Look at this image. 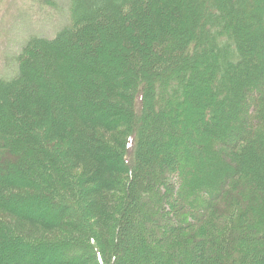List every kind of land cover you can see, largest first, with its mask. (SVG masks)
I'll return each instance as SVG.
<instances>
[{
  "label": "trees",
  "instance_id": "1",
  "mask_svg": "<svg viewBox=\"0 0 264 264\" xmlns=\"http://www.w3.org/2000/svg\"><path fill=\"white\" fill-rule=\"evenodd\" d=\"M78 1L81 5L88 2L90 16L84 15L81 22L77 0H72L73 26L52 40L31 38L32 49L22 50L13 61L16 75L0 81V193L5 192V197H0V264L98 261L101 252L90 240L88 244L71 239L53 244L31 241L54 235L69 219L77 218L73 207L62 205L64 198L57 194L70 189V176L63 171V163L68 170L79 172L70 180L77 181V195L101 237V245L110 248L112 229L121 223L122 237L117 238L120 251H132L133 264H264V76H259L264 69V47L260 44V51L251 45L264 34V0H255L263 7L254 14L246 7L252 0H100L102 5H93L96 0ZM162 9L180 23L177 26L182 34L174 41L164 25ZM147 10L151 12L149 32L141 18ZM104 13H108L106 19ZM132 14L137 17L133 23L141 41L151 33L158 36L151 75L160 74L166 62L174 67L176 74L168 82L174 86V97L180 99L171 107L174 117L155 106L152 84L148 110L144 93L134 97L143 84L138 81L144 79H136L134 70L129 69L134 74L131 77L92 58L98 52L102 27L109 28L112 36L122 37L124 52L132 50V55L138 56L140 49L124 22L125 16ZM189 15H193L191 19L197 15L205 19L203 35L208 39L196 32L200 23L184 17ZM182 17L188 21L186 26L179 20ZM206 26L213 27L214 33L206 31ZM66 41L78 45L80 55L70 53ZM254 57L259 61L256 64ZM127 58L130 54L119 59ZM31 62L37 64L38 72L30 69ZM201 65L207 67L205 86L199 83L196 89L202 110H194L189 94L191 72H198ZM38 73L44 75L51 89L32 97L27 85L38 83ZM82 76L96 80L103 88ZM207 96L209 100L203 102ZM106 99L109 102H104ZM137 101L140 103L134 104ZM181 116H185V123L178 121ZM10 117L19 118L25 126ZM164 129L172 131L171 139L163 136ZM189 132L204 134V144L187 139ZM153 137L159 138L154 143L160 142L165 152L148 144L151 157L144 163L143 149ZM133 148L137 151L134 176L128 155ZM194 149L198 156L188 157ZM7 158L25 171L31 169L37 179L29 181L27 187L23 171L18 177L10 176L13 172L4 175L2 168L6 171L14 166ZM38 167L41 172L37 174ZM180 168L179 192L169 212L166 207L174 186L168 184L167 175L178 173ZM53 176L55 181H51ZM201 176L207 179L201 180ZM145 178L160 182L152 197L146 199L142 197ZM129 182L131 191L135 184L134 194L126 191ZM26 188L32 189L34 196H24ZM229 189L242 194L245 205L240 209L220 208ZM40 196L46 201H39ZM45 207L57 209V213H41ZM183 209L188 210L185 215L181 214ZM2 214L15 222L11 223L17 237L12 236L10 227H4ZM100 258L96 264H106L104 255ZM111 258L114 262L117 259Z\"/></svg>",
  "mask_w": 264,
  "mask_h": 264
},
{
  "label": "rangeland",
  "instance_id": "2",
  "mask_svg": "<svg viewBox=\"0 0 264 264\" xmlns=\"http://www.w3.org/2000/svg\"><path fill=\"white\" fill-rule=\"evenodd\" d=\"M97 2H93V5H102L100 0H96ZM80 1L77 0V4H78V10L80 13V17H82L81 22L84 19V15H86V17L90 14L89 12H91V8L89 7V4L87 2V5H81L80 3H78ZM103 3V2H102ZM247 10L251 13L254 14L257 11V8L263 7L262 4H257L255 2V0H252L251 2H247ZM73 2L72 0H0V81L2 80H6V79H11L13 78L16 74L17 71V65L15 67V65L13 64V61H15L17 59V57H19L21 55V51L26 52V50L28 49H32L33 44H29V41L31 42V38L33 37H41V38H45V39H55L58 32L63 30L66 27H72L74 24L73 21ZM185 8H187V6H185ZM90 10V11H89ZM146 10V8H145ZM163 13V18H164V25L165 27L168 28V31L171 33V41H174V38L178 37L180 34L179 32V28L177 25L180 26V23L178 21H174L173 15L168 11H164L162 9ZM127 14L129 13V11H125ZM150 11L147 10L146 12L143 13L142 15V20L144 22V25L147 29V31H151L149 29V19H150ZM107 14L108 13H104L103 18H107ZM186 19H188L190 22L191 20H195V22L200 23V25L198 27H196V32L198 33V35L201 38H206L203 33V22L205 21V19L201 18L200 16L197 15L196 18H193V15H189V17L187 18V16H184ZM137 17L132 14L130 16H125L124 22L126 23V27L127 30L129 31V36L131 38V40L133 41V43L135 44L136 47H138L140 50L139 51H133L136 52L138 56H133L132 55V50H128L126 52H124V50L122 49L123 46V41L121 40L122 37H114L111 35L110 33V29L109 28H105L102 27V29L100 30L102 32L101 36L102 39L100 41V44L98 45V52L96 53V55H92L93 59H98L100 62L106 63L107 67H115L117 68L120 72L123 73H128L129 76L134 77V74L130 73V70L132 72V70H134L133 72H135V78L136 79H140V78H144V79H140L138 82L143 83L141 85V87L139 88L138 91H136L134 93V97L136 95V93L142 94L144 93L145 95V100H144V106L146 105L147 110L150 107V99L148 96V92H151L150 90V85L152 84L153 90H154V97H155V103H156V107H159L160 110H165L167 113L169 111V115L172 117H174L173 112L171 107H174V104L179 103L180 99H177L174 97V86L170 85V83H168L170 80L174 79V67L170 66L167 64V62L160 68L159 71L160 74L157 75H151L152 73V67H151V60L153 57V49H154V45L158 40V36L151 33L150 35L148 34L145 39L143 41H141L139 39V37L137 36L136 33V29L134 27V20ZM185 18H179L180 22L182 23V25H187L188 21ZM178 20V19H177ZM174 22H178L175 26ZM244 22V21H241ZM82 24V23H80ZM79 27V26H78ZM176 27V29L174 28ZM206 31H209L211 34L214 33V28L211 26H206L205 28ZM98 36V37H101ZM252 38L253 35H252ZM208 39V38H206ZM248 40V39H247ZM255 44H251L254 47H258V49L261 51V47L260 44L263 45L264 47V34L261 37H258L254 40ZM66 46L69 48L70 53L76 54V55H80L81 53V48L76 45V44H72L71 42H65ZM125 44V43H124ZM247 51V50H246ZM259 52V51H258ZM260 53V52H259ZM130 54V59L127 58L125 60H121L120 61V57L122 56H129ZM255 56V54H253ZM257 56V55H256ZM99 62V63H100ZM252 62L253 63H258V59H256L255 57L252 58ZM191 64V63H189ZM30 69L31 70H40L37 66V64L31 62V64H29ZM139 68L140 70L137 71ZM130 69V70H129ZM207 67H205L204 65H201L199 67L198 72H196L195 70H192L191 75L193 79H190V82L192 83V87L189 91L190 94V99H191V108L194 110H202V107L200 106V99H198L199 95H196V89L199 83H202L201 87H204L205 83L203 82V80L205 79V72H206ZM37 70V72H38ZM110 73H112L113 75H116V71H112L110 70ZM130 73V74H129ZM154 73V72H153ZM259 76H264V69L260 70V74ZM84 80L89 81L91 84H96V80H92L86 76H82ZM146 77V78H145ZM38 83H32L31 85L33 86H29V84L27 85V89L30 93V96L35 97V95L39 96V93H44V92H48L51 87L49 82L46 81V79L44 78V75L42 73H38ZM196 78V79H195ZM185 81L187 82L188 79H185ZM185 83V82H184ZM35 84V87H34ZM98 87L103 88L101 83L96 84ZM37 86V87H36ZM38 93V94H36ZM130 96V95H128ZM105 97V96H104ZM142 97V95H140V98ZM105 99V98H104ZM177 99V100H176ZM206 100H209V96L206 97L205 100H203V102H206ZM104 102H109V100L104 101ZM118 102L125 106V104L118 100ZM5 103V102H4ZM139 104L140 102L137 101L134 104ZM170 103V104H168ZM109 105H111V103H109ZM114 107L116 108V106L114 105ZM3 109L6 110V105L5 107H3ZM14 119L17 120L16 124H18L21 127H24L25 124H22L19 120V118L17 117H10L9 119ZM164 121V120H163ZM166 121V119H165ZM178 121L180 123H185L186 122V118L185 116H181L179 117ZM139 124L135 123L134 125L137 126ZM164 128V127H162ZM36 131V129L34 128L33 132ZM136 131V130H135ZM131 132V131H130ZM170 134H172V131L170 129H164L163 130V136L164 137H168L169 139H171ZM190 134V135H189ZM186 138L189 139V137H191V141L198 144L203 145L204 142L201 140V137L205 136L204 134H198V136H196L193 132H189L188 135L185 134ZM167 139V140H169ZM163 140V139H162ZM156 141H159V138L157 137H153L151 140L146 142V145L143 149L142 155H143V159L145 160L144 163H147L150 160V152L147 150L148 144H155V147H161L162 148V152H165L163 149H165V147L162 146V144L160 142L158 143H154ZM164 143V142H163ZM186 144H183V146ZM45 147L49 146L46 143L44 144ZM130 148H132V143L129 146ZM55 152L58 154L59 150H57L56 148L54 149ZM130 154L129 158H130V164H131V174L134 176V172H136L137 170V151L135 150V148H133L132 150H129ZM20 153V152H17ZM15 153V154H17ZM188 157H192L198 156V152L197 149H194V153H189L187 154ZM204 155V154H202ZM19 156V155H18ZM206 156V155H204ZM25 157V156H23ZM21 157V158H23ZM208 158H210L208 155L206 156ZM164 156H162L161 160H163ZM7 161H11L12 159L7 158ZM13 165L14 166H10L8 169H6V171L4 170V168H2L1 172H3L4 175H9L13 176V177H18L20 176V173L23 171L25 174L23 176H26V181L25 184L27 187H29V181H34L32 180L33 178L37 179L36 176H33V171L30 169L29 170H24L23 166L21 164H16L13 161ZM202 164L206 167V162ZM26 165V164H25ZM41 165V164H40ZM142 165V164H141ZM62 166L63 171L66 173V175H68L69 178V183L70 185V189H64L61 190L60 192L57 191V194H61L62 197L64 198V201L62 202L63 204H69L71 207H73V212L74 215H76L77 218L73 217L72 219H69L68 223H64V225L61 226V229H59V232L55 233L54 235H48L46 237L43 238H31V241H34V243L40 241V242H44L46 244H53L55 242H62V241H67L68 239L73 240V242H81L82 244H88V240H90V243L93 245V247H95L98 251L101 252L100 257H105L106 264H133V255H132V251L128 250L127 252L125 251V253H122V251H120V245L119 242L117 240L121 239L122 237V224L120 223V225H118V227L113 228V233H114V237L111 240V245L110 248H105L104 246L101 245V237L98 236L96 234V231L94 230V228H92V219L87 215V213L85 212L84 208L81 205V201L79 200V197L77 195L78 193V189L79 186L77 185V181L76 179L70 180L72 176H79V172L75 171L72 172L71 170H68V167H66V165L63 163ZM144 169H146V171H148L147 166L144 165ZM8 170V171H7ZM37 173L41 172L40 167L36 168ZM193 171L196 170V166L194 168H192ZM180 171L181 168L178 170V173H172L170 175H167L168 177V184H171L174 186L173 189V195L171 198H169V204L166 208H168V211L171 212L172 208L174 206V201L176 199V195L178 194L179 190H178V184L179 181L181 179L182 176L179 177L180 175ZM70 173V174H69ZM149 173V171L147 172V174ZM185 173V172H184ZM146 174V175H147ZM35 175V174H34ZM186 179L188 181H191V177L189 175H185ZM204 177V176H201ZM54 178V176H53ZM207 179V177L205 176L204 178H201V180ZM51 181H55V178L52 179ZM40 182V181H39ZM175 183V185H174ZM37 184H41V183H37ZM159 184L160 182H156L153 181L151 178H145V182L143 183V185H145L142 189H143V193H144V197L145 199L147 197H152V194H154V192L157 190V187L159 188ZM135 185V184H134ZM132 186V191L129 190L130 187V182L128 183V186L126 188V191L128 193V191L132 192L134 194L136 187ZM44 186V185H42ZM51 188V186H50ZM151 188V189H150ZM134 190V191H133ZM147 190V192L145 191ZM160 190L163 192L164 190V186L161 185L160 186ZM53 191V190H51ZM247 191H251L247 189ZM53 195H56V191H53ZM5 192L0 193V197L4 198ZM18 194V193H16ZM34 191L30 188H26L23 192L24 196H34ZM199 194H197L198 196ZM202 195V193L200 194V196ZM6 196H10V195H6ZM195 196V197H197ZM242 196V194H241ZM239 196L238 191H236L235 189H229L226 192V196L223 197L221 203H220V208L222 206H224L225 208H227L229 210V208H239L244 204L242 197ZM124 197H127V195ZM44 198V199H43ZM39 201H46L45 197H38ZM48 201V199H47ZM161 213H163V211H160ZM188 212V210L183 209L182 211V215H185ZM41 213H46V214H52L55 215L57 213V209H50V207H45L43 208V210L41 211ZM3 218H2V223L4 225V227L9 230L7 227H10L12 232V236H16L18 232L13 229V224L15 223L13 221V219L11 218L10 215L8 214H2ZM125 217V215H124ZM123 218V217H122ZM123 221V219L121 220V222ZM12 222V223H11ZM174 223H176L173 220ZM74 223V229L78 228V231H75L71 226H69L70 224ZM66 224V225H65ZM6 229L3 228V232ZM79 234V235H78ZM11 235V234H10ZM30 239V238H29ZM121 241V240H120ZM50 246V245H48ZM117 246H119V249L117 248ZM123 249V248H122ZM146 250V249H145ZM107 251V252H106ZM50 253H52L50 251ZM102 255V256H101ZM112 256H116L117 259L114 262V258L112 260ZM100 257H98V261L99 259H101ZM114 262H112V261ZM98 261L96 260V262H92L91 264H96L98 263ZM103 261V262H104ZM99 264H101L99 262Z\"/></svg>",
  "mask_w": 264,
  "mask_h": 264
}]
</instances>
